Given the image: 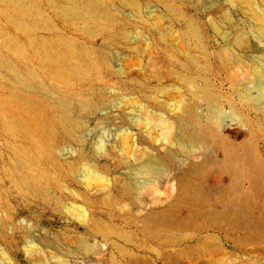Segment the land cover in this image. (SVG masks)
Here are the masks:
<instances>
[{"label": "rangeland", "instance_id": "1", "mask_svg": "<svg viewBox=\"0 0 264 264\" xmlns=\"http://www.w3.org/2000/svg\"><path fill=\"white\" fill-rule=\"evenodd\" d=\"M103 1L112 20L91 25L59 18L46 0H29L42 18L22 17L18 24L27 30L11 22L19 14L6 12L9 23L0 16V46L6 45L0 53L9 62L0 66V102L13 94L31 96L51 119L56 112L50 107L63 103L89 97L113 102L94 115L77 112L87 123L84 142L61 129L59 188L47 147L35 135L12 137L0 118V264H264V104L258 90L264 31L252 16L254 8L264 12V0H249V6L245 0H132L137 12L122 0ZM29 38L67 52L81 78L64 75V84L51 78L27 47ZM203 86L207 99L194 94ZM191 103L203 122L211 119L209 108H217V142L203 145L192 126L178 124ZM7 106L28 121L19 104ZM97 144L101 175L87 180V189L79 183L82 176L66 173V165L80 163ZM226 145L243 159L238 172L249 165L240 181L237 168L224 167L209 173L204 205L172 207L184 181L196 180L191 166L209 154L222 160ZM166 152L170 158L163 157ZM147 157L159 159V174L138 172ZM256 172L261 179L251 176ZM124 184L133 196L123 195ZM149 187H156L154 195L143 196ZM165 208L179 223L158 232L164 242L146 237L142 218ZM166 213L160 214L172 217ZM95 222L114 232L96 230Z\"/></svg>", "mask_w": 264, "mask_h": 264}, {"label": "bare ground", "instance_id": "2", "mask_svg": "<svg viewBox=\"0 0 264 264\" xmlns=\"http://www.w3.org/2000/svg\"><path fill=\"white\" fill-rule=\"evenodd\" d=\"M46 1L50 4L53 12H55L56 16H58L59 18L72 19V20H77V21L79 20L88 25L94 24L102 19L106 21L112 20L111 19L112 17L106 6V3L103 0H46ZM122 1L123 3L130 6L135 12L139 10V8L137 7L134 1L132 0H122ZM245 1L247 2V5L248 4L250 5L249 0H245ZM0 6L4 8V10L7 9L5 12L0 10V16L7 22L10 20L7 17L6 12H12V13L19 14V16H17V19L16 17L13 18V16H11L12 17L11 22L17 23L18 30H27L26 26L22 28L18 24V22L24 23V21H22V17L30 18V17L35 16L37 20L39 18H42V14L37 8V6L34 3L29 2V0H0ZM252 14H253L252 16L256 18V21L261 27V29L264 31V12H262L258 8H254ZM36 18H32V19H36ZM38 22H41V21L38 20ZM25 33H28V32L26 31ZM197 35H198L197 37L200 39L198 32H197ZM5 47L6 45L2 44L0 46V50L2 51ZM22 47L24 48V51H26L25 46L21 45V48ZM27 47L31 49L35 55H38L39 63L45 67V70L49 73V76L55 79L56 81L60 82L61 84L66 83L64 81V77H65L64 75H68L71 77L73 76L77 79L81 78V74L80 72H78L77 67L72 64L73 62L71 61L72 59L70 55H68V53L64 52L63 50L58 49L54 43L43 42V41L39 43L38 40L29 38L27 39ZM0 66L9 67L8 60L5 57H3L1 53H0ZM261 72H262L261 81L259 82L260 84L258 85V90L261 93V101L264 104V70L263 71L261 70ZM15 75H17L16 72H15ZM194 94L196 96H199L200 98L207 99L210 96V91L207 86H203L201 87L200 90L194 92ZM242 95L245 99H248V96L245 93H243ZM61 98L63 99L62 102L66 101V97H61ZM89 98L90 99H85L84 101L80 99L75 100L73 103L74 104L73 106H69L68 105L69 103H63V104L58 105L57 107H54V106L50 107V110H54L56 112V116L54 119L49 118L45 114L44 109L46 110V106L43 103L36 101V99L28 95L19 96V95L13 94L9 98L3 99V102H0V116H1L0 118L4 125L3 128H5V130L7 129L12 137L17 136L18 138H20V140L25 141V140H28L29 137H32L33 135H35L34 137L39 138V140L45 145V147H47V154L51 157V159H53L54 164H55L54 170L57 175V180H56L57 188H59L60 171L62 169V165L59 162L57 155L59 154L60 150L63 149V144H64L61 129H64L65 134H69L70 136L76 137L77 142L82 143L84 142L83 132L86 128L87 123L78 116L77 112H83L86 116L94 115L98 112L103 111L104 109L108 108L109 106L113 104L111 100L110 101L102 100V101L94 102L91 99V97ZM7 104H19L20 105L19 112L23 114L25 113L28 121L22 119L19 116H16L13 109L11 107H8ZM181 111H182V114H181V117L178 118V124L181 126H192L193 130L196 131L197 133L196 135L193 133V135H195L194 139L198 140L199 143L203 145H208L209 142H217L220 139L219 137L220 124L218 122L221 120V118L220 116L217 115V108L213 106L209 108L208 111L211 113L210 114L211 119L205 122L201 120V116H199L200 114H198V110L194 103L186 105ZM194 139L192 138V140ZM226 146H224L223 148V154L225 153V155H223L224 158H222V160L218 161L216 158L213 157L214 155L209 154L206 160L194 163V165L191 166L188 173H191L196 178V180L194 182L191 179L190 180L192 182L188 181L189 178L188 179L184 178V177H187V174L186 175L184 174L182 178L186 179L184 181L186 183L183 182L184 184H182L178 188L175 194V201L172 207L178 208L179 206L183 204L197 205V206L204 205L202 203L204 202L206 203L207 202L206 200L209 197V189H208V185H206L207 180H208L207 177L209 176V173L213 174L214 172H219L220 169L222 170V168L226 167L229 170L230 169L233 170L234 168H237V170L235 169H234L235 171L233 170L236 174V176H234L235 174H233V176L236 178L237 176L239 175L242 176V174H244L245 170L243 171V169L245 168L248 169V166H249L247 164L249 162V159H247L248 162L245 159L246 157L247 158L249 157L243 156L245 157L244 160L248 166L244 165L245 168L243 167H242L243 169L240 168L241 171L238 172L239 166L237 163L239 161H242L243 159L239 156L238 153L234 154L236 151L235 152L233 151L234 153L230 152L232 151V148L230 149L229 145L227 146L226 151H228V149L230 151L225 152ZM101 151H102V145L97 144L95 147H93L92 153L87 157H83L80 163L69 162L66 165V173L70 177H73V178H76L77 176H82V179L81 181H79V183H81L82 185H84L85 188L88 189L89 182H87V180L101 175V169L95 163L96 155L100 153ZM122 154L124 153L122 152ZM163 157H165V159L170 158L171 152H166L163 155ZM241 163L239 162V165H241ZM251 165L252 164H250V166ZM259 167L260 166H258V169H260ZM137 170L139 173L143 172L149 175H157L162 171V168L160 166L158 158L147 157L143 161V163L137 168ZM246 171L247 172L245 173H248L249 170H246ZM245 175H243V178ZM241 176L240 178H242ZM251 176L258 178L257 172L256 174H253ZM261 178H258V179H261ZM252 180H255V183L258 181V180L256 181L255 178H253ZM261 180H263L262 182H264V179H261ZM26 181H27L26 179H20L17 183L27 185ZM238 181H240V179ZM251 183L254 185V188H255L256 184L253 183V181ZM257 184H259V181ZM261 184L263 185V183ZM261 184H259L260 187L262 186ZM154 188L156 190V187L145 188L143 191V194H144L143 196H147V195L153 196L155 192ZM168 189H170V187L165 188V190H168ZM263 189H264V185H263ZM122 190H123V195L125 197L133 196V189L130 184H124L122 186ZM248 193H251V192H248ZM255 194H257V192ZM246 196L249 197L248 194ZM84 201L86 203H90V201L87 198H84ZM110 201L111 199L109 197L105 199V202L107 204H109ZM56 202L57 204H60L59 200H57ZM244 202L246 205L247 204L246 200ZM252 202H249V203H252ZM249 205L250 204H248V206ZM238 209H239V206H238ZM166 210L168 209L165 208L161 211L165 214ZM170 210L172 211V209ZM161 211L159 212L162 214ZM241 211L243 213V210ZM159 212L156 210H152V211L147 212L144 215V217L142 218L141 231L143 232L144 235H146V237H150L151 239L164 242L163 238H161L158 235V232L162 230L164 231V229H169V227L177 225L179 221L177 219L178 217H173L174 212H172L173 214H170V211L166 213V214L169 213L170 215H172V217L171 216L166 217V215L164 214L163 216ZM240 214L241 213H239V215ZM244 215L246 216V214ZM7 217L8 215H6V218ZM79 218H84V215L77 217V219ZM244 222L247 223L249 221L247 222L244 221ZM0 226L1 227L4 226V222L1 219H0ZM94 228L107 235L114 232L110 227L101 225L97 222H95ZM118 236L123 237L125 239H127L128 237L124 234H118Z\"/></svg>", "mask_w": 264, "mask_h": 264}]
</instances>
